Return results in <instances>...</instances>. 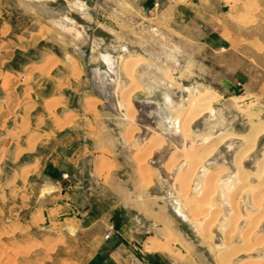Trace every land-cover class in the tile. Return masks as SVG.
<instances>
[{"label":"rangeland","instance_id":"rangeland-1","mask_svg":"<svg viewBox=\"0 0 264 264\" xmlns=\"http://www.w3.org/2000/svg\"><path fill=\"white\" fill-rule=\"evenodd\" d=\"M61 2L59 7L58 0L30 4L24 0L19 3L0 0V264H99V260L92 258V249L117 235V226L107 217L94 226L79 227V202L86 204L91 193L89 184L79 172L76 152L79 135L86 125L95 129V136L107 137L115 148L112 157L116 163L98 160L100 171H106L108 177L111 173L116 175L125 187L148 190L172 216L166 198L157 192H171L174 188L153 167L152 151L149 153L151 141L160 136L138 145L131 136L137 126L101 108L103 97L90 88L91 72L106 68L103 64L106 54H112L118 60L124 56L141 57L145 61L135 69L140 88L132 101L155 104L144 111L146 115L152 112L150 119L156 124L161 121L160 115L154 112L158 110L156 108L172 121L177 111H186L190 93L209 90L217 100L213 107L228 114L229 126L235 134H248L252 121L264 125V0ZM66 15L72 27L64 22ZM75 28L83 32L85 39L78 37ZM94 41L98 43L92 51L90 46L95 44ZM64 70L72 75L67 76ZM130 84L125 80L124 88ZM79 124L82 125L80 129ZM194 124V134L191 131L194 137L198 133H207L208 129L203 128L201 132L198 123L195 128ZM47 132L46 136L51 138H38ZM192 143L182 145L184 150L174 149V155H169L164 164L170 166L171 160L177 162L184 158L189 166L192 160L186 153L193 149ZM263 147L264 132L257 137L252 162L260 158ZM228 152L225 147L216 151L217 163L232 170V153ZM188 166L177 175L184 183L186 173L183 172L189 171ZM212 170L215 169H210L211 174ZM180 178L176 179L180 181ZM189 179L186 183H191ZM148 183L147 187L142 186ZM186 183L185 188L181 186L179 190L187 191L179 192V196L189 197V203L185 201L183 206L188 207L187 212L193 219L204 218L201 233L207 241L212 230L221 233L218 226H210L221 217V211L204 209L210 191H214L208 188L214 185L207 181L204 193L201 189L191 195V184L187 183V187ZM250 183L256 182L250 180ZM156 185L160 191L155 190ZM192 196L200 197L202 200L198 201L202 204ZM105 197L100 195V201ZM245 200L251 206L250 196ZM68 203L74 208L61 209ZM239 204H242L241 200ZM260 207L264 213V205ZM195 208L197 210L193 211ZM208 210L213 212L211 216ZM230 219L225 228L230 227L232 231L236 229L231 227L236 223L232 220H238V212L230 215ZM175 220L187 238L200 241L185 222ZM111 227L112 233L108 234ZM238 230L237 236L243 227ZM257 234L263 236L261 241L264 242V225ZM257 234L245 239L246 248L256 245ZM232 238L229 245H233L226 252L229 254L237 249ZM222 254L225 253L218 252L217 257H224L220 256ZM263 256V251L262 254L255 251L254 260L241 256L230 258L224 264H250L253 261L264 264ZM220 261L219 264H223ZM100 264H108V259L102 258Z\"/></svg>","mask_w":264,"mask_h":264},{"label":"bare ground","instance_id":"bare-ground-1","mask_svg":"<svg viewBox=\"0 0 264 264\" xmlns=\"http://www.w3.org/2000/svg\"><path fill=\"white\" fill-rule=\"evenodd\" d=\"M63 18H64V22L66 23V25L71 24V20L67 18V15L64 16ZM70 26L72 27V25H70ZM75 31L78 32L79 38L80 37L83 38L85 36L83 34V32H79L78 29H76V28H75ZM84 39H85V37H84ZM67 59H69L68 56H67ZM142 63H145V61L141 57H139L137 59H132L129 57L121 56L120 59L118 60V71H119L120 78L123 82V84L118 89V92H119L118 109L121 111V113L123 115V119L127 122H133V124H134L135 109H134L131 101H132L133 95L136 94L140 88V86L138 84L139 81H137V78H135V76H136L135 75V69ZM43 67H46V66H43ZM45 70H44V72H45ZM76 74H78V73H76ZM91 75H92L91 81L93 83L94 90L98 93V95L103 97L104 100L107 99V101L105 103L104 102L102 103L101 108H104L106 111L119 116L120 113L117 110V107L115 104V97L113 94L114 88H115L114 83L112 84V86H110L107 89L108 95L106 96L105 93L104 92L102 93L100 91V89L97 87V83H99V80L101 79V77L104 76V73L100 72L98 70H95V71L91 72ZM115 76H116L115 78L117 79L118 76L116 74H115ZM170 79H171V77H170ZM125 80H127L128 83L129 84L131 83V84L129 86L126 85V87L124 88ZM159 81H161V80H159ZM170 87H172V86H170ZM188 93H190V90L188 91ZM149 94H151V93H149ZM190 96L191 97H190V99H188L189 103L187 105L186 111L184 112V109H181V110H183V112L178 113V111H177L176 112L177 114L174 115V119L171 118L173 120L172 121L170 120L168 122L170 129L172 131L177 132V134L179 135V138H177V140L171 141L170 136H167V137H169V139H168V138H165L159 131L154 130V129H148L144 138H143L142 134H139L137 136L138 138H140V140H141V138H143V140L138 141L137 144L138 145L139 144L144 145L143 143H149L152 140V137L154 138V136H160L158 139L154 138V140L151 141L152 145L150 144V146H149V148L152 146V148H150L152 150L149 151V153L152 151L151 152L152 155L150 157L151 163H153V167H155L157 169V172L159 173V175H161V177L163 179H165L168 184H171V186L174 188L171 192H164V191L160 192V193H162L161 196H164L166 198L165 202L169 206V211L172 214V216L177 220H181L183 222L190 223V228H192L193 233L201 241H205V239H207V238L202 237V233H201L203 230L202 225L204 224L203 223L204 218H199L198 214L196 213L197 216L196 215L195 216L199 219L195 220V219H193L194 217H192L190 214H188V212H187V210H188L187 206L188 205L187 206L185 205L187 207V208H185L183 206V203H185V201H186V203H189L188 202L189 197H188V199H186L187 197L181 198L179 196L181 193L186 192L187 190L184 191V189H183V192H180L181 190H179V189H181V186H182V188H183V186L185 188L184 184L186 183V181H188L189 177L190 178L192 177L191 179H189V180H191V183L187 182L188 184H191L189 186L190 191H191V195L197 193V191L199 192L201 189H203V193H204V191H206L207 189L203 188V187H205V184L207 181H208V183H210L211 186L214 185L213 187L210 186L211 187L210 189L207 187L208 190L212 189L215 191V193H213L214 191H210L212 193H209L211 195L209 196L208 202L206 203L204 209L206 211L207 209H215L216 210L218 208L221 211V213H222L221 217L218 218V221L215 220L217 223L215 221H214L215 223L214 222L211 223V221H210V223L212 225H210V223H207L208 227H209V225L214 226V227L218 226L219 229L221 230L220 231L221 233H219V234H221V236L219 237V235L215 231L212 230L211 231V238L205 242H208L207 244H212L213 248H215L220 253H226L229 251V249L233 245L232 243H231L232 245L231 244L229 245V242H230L232 237L235 239V242H234L235 244H241V246L245 247V246H247L245 241L248 240L249 236L251 234L256 235L259 232V230L261 229L262 225H264V213L262 212L261 207H260V206L264 205V181H262V179H264V147H263L262 153L260 155V158L256 161L252 162L253 155L256 151L255 147H256V143H257V137L260 136V134L264 132V125L262 126V124H260V122H256V121L250 122L249 121L252 124V127L250 128V131L248 132V134H245L242 136L237 135L231 131L232 128L229 126V123H228V120H229L228 114L222 109H216V107H213L214 102L217 101L216 96L214 95L213 92L206 90V91L198 92L197 94L190 93ZM236 107L238 110H241V108L239 107L238 104H236ZM174 109H173V111H174ZM173 114H175V113H173ZM245 115L248 116L249 114L248 115L245 114ZM194 122H195V124L198 123L199 130H202L203 128L208 129L207 133L206 134H200V135H198L199 134L198 133L197 136L195 135V137L194 136L192 137L191 131L193 133L194 129L192 128V124ZM136 126H134V127H136ZM138 129L139 128L137 126V131L136 132L133 131L134 132L133 135L138 132ZM203 130L201 132H203ZM133 135H131V136H133ZM174 138L175 137H172V139H174ZM193 140H194V142L192 143L191 141H193ZM191 143H192L193 149L186 153L187 156L189 158H191L190 160H192V161H190L191 163L189 166H188V164H189L188 161L184 158L179 159V161H177V162L175 160H173L174 162H176L174 164H172L173 161L170 158L171 164L168 161L170 166H167L164 164L165 161L167 160V158L169 157V155H170V157H171V155H174L173 154L174 149L176 150L177 147L182 148L181 147L182 145L184 146V145L191 144ZM238 144H241L240 145L241 147L238 150H236L234 153V150L238 148ZM221 147L227 148L229 150V152L232 153V164H233L232 170H231V168L229 169L228 167H226V165L225 166H219L217 163L216 151H218ZM178 148H177V151L179 150ZM182 149L184 150V147ZM185 149H188V148H185ZM185 151H188V150H185ZM187 166L189 167V171H187L188 174H187V172H183V173L187 174V175L186 174L184 175V176H186V178H185L186 180L184 183V179L181 180V178H180L181 176H177V175H180V173L182 171H184L185 168H187ZM211 168H214L216 170V172H215V170H214V172L212 170L211 172L213 174H211L210 173ZM245 168H248V169L251 168L253 171L249 172ZM208 174L209 175L211 174V175L208 176ZM211 177H212V179H211ZM176 178H180V181ZM205 178H206V180H205ZM250 180H254L256 183L251 184ZM259 180H261L262 182ZM176 181H178V182H176ZM260 182H261V184H260ZM188 184H187V187H188ZM148 185H149V183L148 184H142V186H146V187ZM155 189L156 190L158 189L160 191L159 185H156ZM204 189H206V190H204ZM179 192H180V194H179ZM200 194H202V193H200ZM185 195H184V197H185ZM199 196L201 197V195H199ZM207 196L208 195H206V197ZM249 196H250V200H251V202H250L251 206H249L248 204L245 203V201H246L245 199H247ZM192 197H193V199H195L194 196H192ZM192 197H190V202L192 200L191 199ZM200 197H196L198 199H195L199 203L201 201H198V200H202ZM202 197H203V195H202ZM209 199H213L214 202L213 201L211 202V200L209 201ZM234 199H236V201H234ZM240 200L242 201L241 205L239 204ZM254 200L256 201L257 204L254 202ZM205 202H203V203H205ZM234 202H236V205H234ZM194 203H196V202H194ZM201 204H202V202H201ZM191 205H193V204H191ZM201 207H202V205H201ZM245 208H247V210ZM201 209L203 210V208H201ZM195 210H197V209L195 208L193 211H195ZM209 212H210L209 214L211 216V214H213V212H211V210ZM236 212H238V220L233 221L234 219H236V218H234L232 220V223L236 222L234 224L235 226L231 225V227H236V229L234 228V230L231 231L230 227L225 228V226H226V224H227V226H228V224H230L229 221H231V219L229 220V216L232 215L233 213L236 214ZM216 214H217V212L215 213V216H216ZM252 214H254L253 218H252L253 221L251 220ZM256 214H258V215H256ZM210 216H209V219H210ZM239 217H242V218H239ZM216 219H217V217H216ZM205 226H206V224H205ZM208 227H206V228H208ZM240 227H243V230L241 231V233L239 232V235L237 236V234L235 232H237L236 230H238V228H240ZM226 231H227L226 234L228 235V236L226 235L227 238L225 237ZM168 232H170V231H168ZM170 234H171V232H170ZM241 236H242V238H241ZM262 237L257 234L256 239L254 240L256 245H254V246L252 245V247L251 246L247 247L245 249V251H241L240 249L238 251L235 249L232 251L231 255H236L237 253H240V255L237 257H241V256H244V257H251L252 256L253 257L255 251H257V252L260 251L262 254V251L264 252V242H262L263 241ZM153 245H155V244H153ZM153 245L147 246L146 249L151 250V251L155 250L156 246H153ZM161 248H163V247H161ZM158 250H160V249H158ZM255 256H257V254ZM255 262L256 261H253V263H250V264H256Z\"/></svg>","mask_w":264,"mask_h":264},{"label":"crops","instance_id":"crops-1","mask_svg":"<svg viewBox=\"0 0 264 264\" xmlns=\"http://www.w3.org/2000/svg\"><path fill=\"white\" fill-rule=\"evenodd\" d=\"M14 1L19 3L23 0ZM24 1L30 4L42 3L44 0ZM60 1L62 4L66 3L65 0H58L57 6L59 7ZM108 1L115 2L117 0ZM94 42L95 44L90 46L92 51L96 50L94 46L98 43ZM63 72L67 76L72 75L68 70ZM88 83H90L91 90L98 95L93 88L91 77ZM98 96L101 98L100 95ZM80 127L82 125L79 124V129ZM83 127H85V131L82 130L83 133L79 135V148L76 152H78L79 157V172L84 181L89 184L91 193L86 204L83 205L82 202H79V227L94 226L99 223L101 218L107 217L118 228L117 235L104 243L96 244L95 248L92 249L93 260H99V264L104 257L108 259V264H219L218 260H221L220 262L224 264L230 258L238 259L237 256L240 253L236 255L225 253L220 255L225 258H218L219 251L211 248L207 242L187 238L180 231L176 220L164 209L163 205L157 202L156 198L149 194L148 190L138 189L135 186L125 187V184L116 175L111 173L108 177L106 171H100L98 160L116 163L112 157L115 148L107 137L95 136L94 133L96 132L93 127L87 125ZM46 134L48 132L40 134L38 138H51ZM58 166L55 165V167ZM116 180L123 184V187ZM103 194L104 197L106 196L105 200L100 201L99 196ZM157 194L161 196L162 193L157 192ZM65 205L61 206V209L70 210L74 208L73 204ZM185 223L192 235L196 236L190 228V223ZM218 235L221 236V234ZM151 245L156 246V249L145 250V247ZM235 245L238 251L239 249L241 251L246 249L241 244ZM247 258L254 260L253 257Z\"/></svg>","mask_w":264,"mask_h":264},{"label":"flooded vegetation","instance_id":"flooded-vegetation-1","mask_svg":"<svg viewBox=\"0 0 264 264\" xmlns=\"http://www.w3.org/2000/svg\"><path fill=\"white\" fill-rule=\"evenodd\" d=\"M103 64H105V70H98V69H94L98 70L100 72L104 73V76L101 77V79L99 80V83H97V87L100 89V91L103 93H105V95H108L107 89L112 86V84L114 83L115 88H114V97H115V104L117 107L118 112L120 113V117L123 118V115L121 113V111L118 109V96H119V92L118 89L119 87L123 84L120 75H119V71H118V57H115L114 55H110V54H106L103 57ZM115 74L118 76L117 79L115 78ZM92 75H90L91 77ZM111 77V78H108ZM114 81V82H113ZM107 101V99L103 100V102L105 103ZM102 102V103H103ZM132 105L135 109V116H134V124H136L138 126V132L135 133L133 135V140L136 141V143L138 141H142L144 136L146 135V132L148 129H154L159 131L165 138H168L167 136H170V140L174 141L177 140V138H179V135L177 134V132L172 131L170 129V127L166 126V123L169 122V119L167 118V116H163V114H160L159 108H156L158 110H155L154 112L158 113L160 115V119L161 121L156 124L154 122L151 121V114L146 115V111H144V108L146 109V107L148 108L149 106H156L155 104H153L151 101H137V100H133L132 101ZM143 109V111H142ZM157 114V115H158ZM162 122V123H161ZM193 127L195 128V124L193 125ZM169 128V129H168ZM163 130V131H162ZM165 130V131H164ZM139 134L143 135V138H138L137 136ZM194 134V133H193ZM192 133V137L194 136ZM175 135V136H174ZM172 137H175L174 139H172ZM152 155V154H151Z\"/></svg>","mask_w":264,"mask_h":264},{"label":"built area","instance_id":"built-area-1","mask_svg":"<svg viewBox=\"0 0 264 264\" xmlns=\"http://www.w3.org/2000/svg\"><path fill=\"white\" fill-rule=\"evenodd\" d=\"M112 233V227L109 229V232L108 234H111ZM109 235H106V237L108 238Z\"/></svg>","mask_w":264,"mask_h":264}]
</instances>
